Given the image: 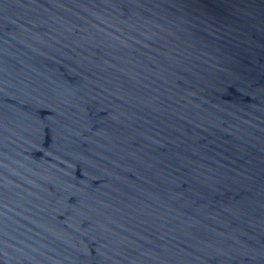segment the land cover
I'll use <instances>...</instances> for the list:
<instances>
[{
	"label": "water",
	"instance_id": "1",
	"mask_svg": "<svg viewBox=\"0 0 264 264\" xmlns=\"http://www.w3.org/2000/svg\"><path fill=\"white\" fill-rule=\"evenodd\" d=\"M0 264H264V0H0Z\"/></svg>",
	"mask_w": 264,
	"mask_h": 264
}]
</instances>
